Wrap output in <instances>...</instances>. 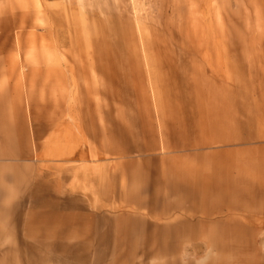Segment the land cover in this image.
I'll return each instance as SVG.
<instances>
[{
  "label": "rangeland",
  "instance_id": "1",
  "mask_svg": "<svg viewBox=\"0 0 264 264\" xmlns=\"http://www.w3.org/2000/svg\"><path fill=\"white\" fill-rule=\"evenodd\" d=\"M0 66H16L0 96L10 111L22 104L29 148L0 157V264H264L255 202L192 212L179 202L186 196L170 194L224 199L232 170L218 152L209 178L185 156L167 187L163 128L164 111H199L206 101L219 111V98L255 106L264 92V0H0ZM55 67L60 109L45 100L54 97ZM29 101L37 118L57 110L64 124L38 138ZM100 108L119 117L89 118L104 140L82 119ZM191 132L181 143L204 144L201 129ZM256 153L235 177L248 199L264 197Z\"/></svg>",
  "mask_w": 264,
  "mask_h": 264
},
{
  "label": "crops",
  "instance_id": "2",
  "mask_svg": "<svg viewBox=\"0 0 264 264\" xmlns=\"http://www.w3.org/2000/svg\"><path fill=\"white\" fill-rule=\"evenodd\" d=\"M18 46V45H17ZM16 46V47H17ZM14 51H17V48ZM18 51L16 52V54ZM17 58V57H16ZM16 66L12 67H1L0 66V80L1 85L5 88L7 85L6 80V74L12 72L15 70ZM55 69V70H54ZM52 69V71L57 75L55 78V87L54 89H51V94L54 93L51 96V99H45L53 103L52 105L54 107H58L60 109L61 99L64 100V92L61 91L62 89L59 87L61 84L60 81L56 82L57 77H59V71L56 67ZM17 88V87H16ZM114 93L112 96L115 98L116 96H119V91L115 90L113 88ZM264 91V90H263ZM19 92V91H18ZM116 92V93H115ZM257 103L255 106H253V101H249L247 99L239 102L237 104L233 103V100L226 101L223 103L222 98L220 100V103L217 102V104H220V109L218 111V107H214V105H209V101H206V104H204V107L197 111L195 108L193 110L183 111L180 113H177V115H173V113H169L167 111H164V138L166 140L167 147L169 148L170 155H166L164 158V162L169 163V168L166 169V178L167 180V187H170L171 182H169L171 177L174 176L173 171V165L176 164L180 167V165L177 163L179 159H182L185 156L190 157V161L193 164V166L196 167V170L198 172H202L205 175L209 176L211 175L213 166L216 162L217 153L221 152L222 155H224L225 164L226 162H230V170H232V178H230L231 188L227 192L229 193V196H225L224 199H216L212 197H204L202 199L195 198L191 199L185 193H179L178 191L170 190V194L174 195H184L186 196L185 200L179 201L180 203H191L192 206L189 207L192 212H202V206H203V212H209V211H216V204L222 203L225 204L224 207H219L218 209H226L228 206L226 204H235V203H244L247 204L249 202H255L257 204V217L260 218L262 215V212H264V197L257 196L255 198L248 199L246 193H243L244 187L247 185V183H238L236 186L235 183L237 181L235 180L237 170L240 168H246L248 167V152L254 151V149H257V153L254 156L257 159V173H258V180L257 183L261 187V185L264 187V92L257 94ZM247 98V97H246ZM21 100V99H20ZM19 97L17 96L15 98V101H20ZM48 101H43V108L46 109L48 106L49 108L53 107L51 104H49ZM212 103L213 99L211 100ZM32 101H29L28 104V110L30 115L33 117L35 116L34 120L36 123L34 124V129L36 130L37 137L40 138L42 133L48 129H56L61 128V126L64 124V118H62V114L60 113V118L58 111L57 117H51V118H37L40 116V112L33 111V104L31 105ZM4 103L5 106V100L3 97L0 96V157L7 156L10 154L19 155V154H28L29 148L27 143V137H26V126L24 122L25 116L22 112V104L19 102L17 105L19 108L16 110L10 111L9 108H5L2 106ZM211 103V102H210ZM98 105V103H97ZM99 107V105H98ZM226 113V117L222 118ZM107 114V117H106ZM105 114L104 110L97 109V113L93 114L88 112L87 118H82L84 120V123H87L88 131L92 135L93 139L98 140H104L105 138V131L104 128L102 129L101 126H98L96 129L93 125L89 123V118H119L116 114L115 109H109L108 112ZM85 117V116H84ZM8 118V120L6 119ZM254 119L257 124L259 131L257 134V137L249 138V128L250 123H252L251 119ZM33 120V118H32ZM89 123V125H88ZM203 131L205 134V138L202 136L200 138H203L204 144H200L198 140L194 141L195 143H198L196 147H191L189 144L192 143L191 140H188V142L181 143L180 139L182 137V133H187L192 131ZM102 133V134H101ZM143 132H140L142 134ZM192 133V132H191ZM190 136L189 134L186 137ZM191 137H189L190 139ZM60 139V138H59ZM178 139V142H175L174 140ZM187 140V139H186ZM116 141V140H115ZM21 144H24V148L21 146ZM172 144H179L181 145L180 148L179 145L175 146L177 148L172 147ZM171 145V147H170ZM63 144L62 142H58V148H62ZM64 147V146H63ZM144 147H149L145 146ZM23 148V149H22ZM115 150V149H113ZM105 151V149H103ZM125 153H130L129 150H125ZM256 152V151H255ZM108 154L115 153L113 151H108ZM176 171L177 168H176ZM182 171V169H181ZM177 173V172H176ZM208 173V174H206ZM263 176V181L261 183V178ZM65 180L64 175H60L58 179V185L62 184ZM236 181V182H235ZM37 194L40 195V185L37 184ZM233 186L241 187L242 191L239 193L237 190H235ZM232 190V191H231ZM226 192V193H227ZM116 193V192H115ZM225 193V194H226ZM264 196V193H263ZM147 203L153 202L152 200L147 199ZM175 202H178L177 200H174ZM173 200L167 201V203H173ZM209 204V205H207ZM233 207V206H232ZM231 207V208H232ZM247 210V205L245 206ZM167 207H164V210H166Z\"/></svg>",
  "mask_w": 264,
  "mask_h": 264
}]
</instances>
